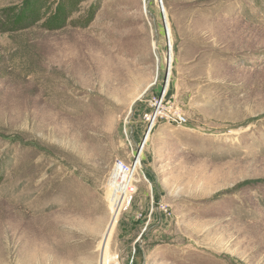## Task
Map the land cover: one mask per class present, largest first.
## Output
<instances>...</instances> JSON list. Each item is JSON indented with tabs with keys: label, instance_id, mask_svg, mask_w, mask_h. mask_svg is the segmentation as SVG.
I'll return each instance as SVG.
<instances>
[{
	"label": "rangeland",
	"instance_id": "1",
	"mask_svg": "<svg viewBox=\"0 0 264 264\" xmlns=\"http://www.w3.org/2000/svg\"><path fill=\"white\" fill-rule=\"evenodd\" d=\"M162 85L187 123L139 148L130 215L169 212L137 264H264V0H0V264H99Z\"/></svg>",
	"mask_w": 264,
	"mask_h": 264
},
{
	"label": "built area",
	"instance_id": "2",
	"mask_svg": "<svg viewBox=\"0 0 264 264\" xmlns=\"http://www.w3.org/2000/svg\"><path fill=\"white\" fill-rule=\"evenodd\" d=\"M166 90L164 85L159 88L158 93L153 99L152 109L149 114H146V120L148 126L140 144H137L135 150L131 152L130 161H123L116 159L113 162L112 169L108 178V192L111 190L112 195H115L117 190L121 187H126V198L120 201L118 206L119 214L123 211H127L132 204L133 195L135 193L136 174L139 169V148L143 144L149 130L150 123L156 120L157 117L165 118L167 123L184 125L187 123V119L184 115H181L180 109L177 104L172 102L170 99H166ZM138 159V161H137ZM157 208L159 211L168 213L169 210L166 205L158 204ZM116 259V257H115Z\"/></svg>",
	"mask_w": 264,
	"mask_h": 264
},
{
	"label": "crops",
	"instance_id": "3",
	"mask_svg": "<svg viewBox=\"0 0 264 264\" xmlns=\"http://www.w3.org/2000/svg\"><path fill=\"white\" fill-rule=\"evenodd\" d=\"M141 95H139V96H141ZM150 127L152 128V125ZM148 136H149V132L147 133V136H146L144 141L148 140ZM145 146H144V149H145ZM154 203H155L154 199L152 197H150V201H149L150 207L148 209V203L146 204V203H143L142 201H139L138 203L135 204V209L133 210L132 215H130L131 211L129 212V209H130L129 208L127 210V212H129V213H127L126 218H123V219H126V222L128 223V225L125 223L124 220L120 221V223L118 225L119 227H118V232H117L116 236H117V240L122 245L121 249H123L124 253H126L128 255L127 258L125 259V261L123 262V264H137L135 255L143 253V246H142L141 239L143 238L144 231L146 230L144 228L148 223L147 221L150 220V216H151L152 211L154 209ZM155 204L158 205L160 203H155ZM164 205H166V204H164ZM148 210H149V215H146L147 214L146 212ZM136 211H138L137 216L135 215ZM156 211L159 212V216L160 215L166 216V214L165 213L163 214L162 212H160L157 207H156L155 212ZM118 214H119V212H118ZM118 216H117V219H116L115 224L113 226V229L117 223ZM143 224L145 225L144 228H143ZM134 230L137 231L135 233V235H134ZM129 239H131L130 242L127 241Z\"/></svg>",
	"mask_w": 264,
	"mask_h": 264
},
{
	"label": "bare ground",
	"instance_id": "4",
	"mask_svg": "<svg viewBox=\"0 0 264 264\" xmlns=\"http://www.w3.org/2000/svg\"><path fill=\"white\" fill-rule=\"evenodd\" d=\"M241 131L242 130H238L236 134L241 133ZM126 190H127L126 187H121L120 189L117 190L115 195H112L111 190L108 192V202L110 203V206L108 208L111 210L110 211L111 217H110V221L107 226V229L105 231L104 237L102 239L101 256H100L99 264H118V262L115 259L116 256H111L109 258V256L107 255V249H108V242H109L112 230H113V226L118 216V212H119L118 206L122 198L123 200L126 198Z\"/></svg>",
	"mask_w": 264,
	"mask_h": 264
},
{
	"label": "water",
	"instance_id": "5",
	"mask_svg": "<svg viewBox=\"0 0 264 264\" xmlns=\"http://www.w3.org/2000/svg\"><path fill=\"white\" fill-rule=\"evenodd\" d=\"M143 138V137H142ZM137 147V146H136Z\"/></svg>",
	"mask_w": 264,
	"mask_h": 264
}]
</instances>
